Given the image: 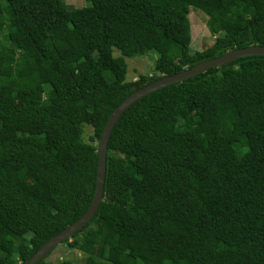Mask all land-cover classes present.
I'll return each mask as SVG.
<instances>
[{
  "label": "trees",
  "instance_id": "16d2710c",
  "mask_svg": "<svg viewBox=\"0 0 264 264\" xmlns=\"http://www.w3.org/2000/svg\"><path fill=\"white\" fill-rule=\"evenodd\" d=\"M69 1L0 0V264H23L86 211L94 143L126 96L264 46V0ZM190 6L213 35L200 50ZM149 51L151 73L127 81L124 56ZM61 243L81 264H264V55L129 105L108 140L102 200ZM51 251L36 264H74Z\"/></svg>",
  "mask_w": 264,
  "mask_h": 264
},
{
  "label": "water",
  "instance_id": "95a60500",
  "mask_svg": "<svg viewBox=\"0 0 264 264\" xmlns=\"http://www.w3.org/2000/svg\"><path fill=\"white\" fill-rule=\"evenodd\" d=\"M247 55H264V46L250 45L247 47L226 51L219 56L203 60L190 68L181 70L171 75L162 76L161 78L138 88L137 90L133 91L131 94L126 96L109 115V118L102 129L100 138L96 143L97 168L95 177V188L88 208L78 219L68 224L61 231L54 234L47 241H45L23 264H36L40 259L44 258L54 247H56L64 239H66L67 237H71L73 232L85 225L94 215L103 196L104 180L106 175V153L108 140L116 121L129 105H131L135 100H137L141 96L151 91H154L160 87L172 83L182 82L183 80L188 79L201 72H204L211 67H219L239 57Z\"/></svg>",
  "mask_w": 264,
  "mask_h": 264
},
{
  "label": "rangeland",
  "instance_id": "374dc122",
  "mask_svg": "<svg viewBox=\"0 0 264 264\" xmlns=\"http://www.w3.org/2000/svg\"><path fill=\"white\" fill-rule=\"evenodd\" d=\"M84 0H71L68 2L69 5L77 7L81 5ZM81 2V3H80ZM79 5V6H80ZM188 18L190 21L191 28V42L190 46L193 49L200 50L202 47L212 42L213 35L209 31L206 25L207 13L205 9L190 6ZM113 54L119 55V51L114 49ZM155 53L153 51L147 52L145 55H135L132 57L124 56L127 64L126 80L133 81L138 74L151 73V67L153 65ZM92 129L90 126L83 125V138L88 141V137L91 134ZM96 144V143H94ZM70 259L74 264L82 263V255L78 252H73L64 243H59L48 256V259L55 261L58 259Z\"/></svg>",
  "mask_w": 264,
  "mask_h": 264
}]
</instances>
